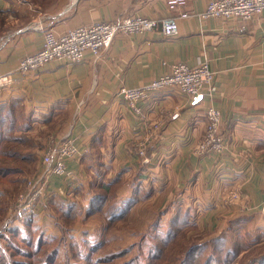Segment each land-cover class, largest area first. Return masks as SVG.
<instances>
[{"label":"crops","instance_id":"1","mask_svg":"<svg viewBox=\"0 0 264 264\" xmlns=\"http://www.w3.org/2000/svg\"><path fill=\"white\" fill-rule=\"evenodd\" d=\"M211 1L186 0L180 11L189 16L179 18L165 0H0V14L8 15L6 35L0 37V106L22 110L29 119L27 137L45 136L25 178L40 170L50 138H70L79 150L62 177H48L46 206L32 215L45 235H60L57 202L75 207L68 230L73 237L102 233L100 214L86 213L102 191L106 201H132L117 227L118 239L165 230L176 218L192 225L189 236L217 235L234 224L250 238L242 253L252 258L264 252V14L245 22L241 31L236 20L199 18ZM136 15H172L177 35L117 33L96 58L86 53L77 64L51 61L26 74L16 69L42 45L41 31L25 29L33 22L44 20L59 36ZM175 63H206L214 72L211 88L198 98L172 90L152 93L137 103L144 120L117 97L121 87L145 84ZM208 106L220 112L225 149L219 155L196 152ZM142 141L144 158L138 155ZM233 190L240 192L239 204L227 202ZM113 234L110 246H116Z\"/></svg>","mask_w":264,"mask_h":264},{"label":"trees","instance_id":"2","mask_svg":"<svg viewBox=\"0 0 264 264\" xmlns=\"http://www.w3.org/2000/svg\"><path fill=\"white\" fill-rule=\"evenodd\" d=\"M0 25H5V19L0 18ZM28 127L29 119L24 117L16 104L0 106V197L9 193L17 194L26 181L25 175L33 169L32 162L36 160L37 151L43 147L45 136L37 134L27 137ZM17 131L22 134L15 135ZM102 187L107 193L108 187ZM131 202L106 201L105 193H95L86 213H99L105 222L104 228L97 238L84 234L79 242L68 231L75 221V207L57 202L55 211L60 220V235H45L37 228L32 216L11 224L0 233V264H58L59 256L62 264H97V260L109 262L118 254L105 252L101 255L103 257L98 255L110 246L109 236L113 230L126 221ZM191 227L185 220L173 218L165 230L139 234L135 246L138 251L119 264L169 263L175 248H180L178 250L182 253V256H175L173 260H181L177 264H191L204 251H208L206 256L197 264H213L215 261L230 264L250 244L249 236L238 231L234 224H229V228L208 238L189 236ZM84 246L88 247L85 254L81 250ZM122 253L125 254V251ZM245 255H248L247 260H253L250 264H264L263 251L257 257Z\"/></svg>","mask_w":264,"mask_h":264},{"label":"built area","instance_id":"3","mask_svg":"<svg viewBox=\"0 0 264 264\" xmlns=\"http://www.w3.org/2000/svg\"><path fill=\"white\" fill-rule=\"evenodd\" d=\"M169 12H176L179 18L189 16L188 12L180 11L186 0H165ZM264 14V0H213L198 14L201 19L216 18L236 20L242 23L240 30H245L244 23L255 16ZM42 32V45L39 50L25 55L17 64L21 74L33 72L51 61L67 64L81 62L86 53L93 57L98 55L111 44L117 33L127 35L142 34L156 31L164 38L177 35V23L174 16L162 19H152L143 16H130L117 21H99L90 25L79 26L66 33L55 36L53 31L38 20L25 27ZM214 72L206 63L188 66L185 63L171 65L170 72L153 79L145 84L132 88L121 87L117 97L121 99L134 116L144 120L137 103L149 95L161 90H172L181 95L198 98L203 91L211 88ZM205 127L203 137L196 146L199 154L219 155L225 149L223 136L220 134V112L214 106L205 109ZM157 129V124L151 125ZM145 141L138 147V155L145 156ZM79 156V150L70 138H50L41 154L40 170L26 179L24 187L15 196L9 216L0 224V233L25 218L34 215L37 210L46 206L47 179L49 176L62 177L66 172V162ZM227 202L239 204L240 192L233 190L228 194ZM241 205V204H240Z\"/></svg>","mask_w":264,"mask_h":264},{"label":"rangeland","instance_id":"4","mask_svg":"<svg viewBox=\"0 0 264 264\" xmlns=\"http://www.w3.org/2000/svg\"><path fill=\"white\" fill-rule=\"evenodd\" d=\"M7 16H8L7 13L6 14H0V18L1 19L2 18L5 19V25H0V37H3L4 35H6L5 33L7 31V24H6V17ZM9 194L8 195H4L3 197H0V224H2L3 221L11 213L10 212L11 210H9V207L11 205H13V202H14V199H15V195L16 194H11V195H9ZM1 208H2V210H1ZM119 228H115V230H113V232H112V233H114L112 235L113 236L112 242L115 241V243H112V244H116V246H109L105 251H103L102 253H100V255H98V257H103L101 255H103L105 252H107V253L111 252L112 254H118V255H116V257L114 259H112L111 261H109V262H105L104 260H100V261L97 260V264H119L122 260L128 259L129 257H131L132 255H134L138 251V248L135 247V246H136V243L138 242L139 238L136 237L135 234L133 236H130L131 234L128 233V240H127V242H126V239L124 240V238L123 239L122 238L118 239V236H119L118 234L121 231V229H119ZM98 236H99V234L98 235H94V237H96V238ZM201 236H202V238H208V237H214L215 234L201 235ZM81 238H82V236L79 239H76V242H79ZM88 240L91 241V238H88ZM203 240H201V241H203ZM13 242L15 244H17L16 241H13ZM147 242L148 241H146L145 244H147ZM87 249H88L87 246L82 247L81 250H82L83 254L86 253ZM178 249H180V248H175L173 250V253H172V255H170V258L168 260L169 263H165V264H173V263L174 264H177L178 262L181 261V260H175V262L173 261L174 258H175V256H182V253H180V250H178ZM261 250H262V248L260 250H257L255 252H253V254L258 253ZM123 251H125V254L122 253ZM207 252L206 251L201 252L200 255L197 256V260H192L191 261V264H197V262H201L202 259L206 256ZM245 254H248V251L239 254L238 255V258L236 260H234V262H232L230 264H247V263L250 264L251 261H253V260H247L248 259V255H245ZM243 255H245V256H243ZM243 260H245V261L242 262ZM58 262H59L58 264H62L61 256H59ZM219 263H221V261L220 262L215 261L213 264H219ZM79 264H81V262Z\"/></svg>","mask_w":264,"mask_h":264}]
</instances>
